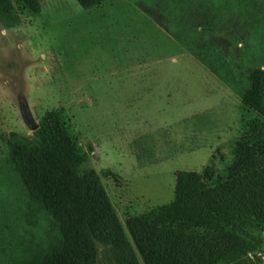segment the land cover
Returning a JSON list of instances; mask_svg holds the SVG:
<instances>
[{
  "label": "rangeland",
  "instance_id": "obj_1",
  "mask_svg": "<svg viewBox=\"0 0 264 264\" xmlns=\"http://www.w3.org/2000/svg\"><path fill=\"white\" fill-rule=\"evenodd\" d=\"M11 2L0 14V264L32 258L57 231L10 162V142L35 131L21 101L38 128L47 113L64 116L131 244L126 220L170 203L178 172L226 178L257 116L241 95L250 73L264 72V0H106L89 9L39 0L34 15ZM110 253L100 245L98 264H114ZM245 263L264 264V242Z\"/></svg>",
  "mask_w": 264,
  "mask_h": 264
},
{
  "label": "trees",
  "instance_id": "obj_2",
  "mask_svg": "<svg viewBox=\"0 0 264 264\" xmlns=\"http://www.w3.org/2000/svg\"><path fill=\"white\" fill-rule=\"evenodd\" d=\"M76 1L89 9L106 0ZM18 3L39 12V0ZM12 10L11 0H0L2 16ZM249 81L241 103L257 116L236 142L226 178L214 180L210 169L178 172L170 203L126 220L132 244L59 111L47 113L31 137L11 141L21 184L57 229L35 256L15 264H98L100 245L114 264H246L264 242V72L254 70Z\"/></svg>",
  "mask_w": 264,
  "mask_h": 264
},
{
  "label": "water",
  "instance_id": "obj_3",
  "mask_svg": "<svg viewBox=\"0 0 264 264\" xmlns=\"http://www.w3.org/2000/svg\"><path fill=\"white\" fill-rule=\"evenodd\" d=\"M20 109H21V115L23 118V121L25 122V124L32 130H36L38 129V124L37 122L34 120L32 114L30 113L27 105L25 102L21 101L20 103Z\"/></svg>",
  "mask_w": 264,
  "mask_h": 264
}]
</instances>
